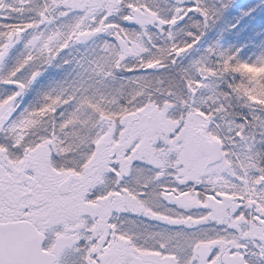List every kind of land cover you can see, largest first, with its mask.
I'll return each mask as SVG.
<instances>
[{
  "label": "snow or ice",
  "instance_id": "6c2138e0",
  "mask_svg": "<svg viewBox=\"0 0 264 264\" xmlns=\"http://www.w3.org/2000/svg\"><path fill=\"white\" fill-rule=\"evenodd\" d=\"M232 3L0 0V264H264V52L205 45Z\"/></svg>",
  "mask_w": 264,
  "mask_h": 264
},
{
  "label": "trees",
  "instance_id": "16d2710c",
  "mask_svg": "<svg viewBox=\"0 0 264 264\" xmlns=\"http://www.w3.org/2000/svg\"><path fill=\"white\" fill-rule=\"evenodd\" d=\"M262 1L234 0L230 8L218 19L209 36L216 34L217 43L224 50L243 49L242 55L246 59H254L256 55L264 52V11L261 12L264 5ZM242 70L254 75H260L261 71L249 66H244Z\"/></svg>",
  "mask_w": 264,
  "mask_h": 264
},
{
  "label": "rangeland",
  "instance_id": "374dc122",
  "mask_svg": "<svg viewBox=\"0 0 264 264\" xmlns=\"http://www.w3.org/2000/svg\"><path fill=\"white\" fill-rule=\"evenodd\" d=\"M213 2H214V0H213ZM262 2H263V5H264V0ZM260 9H261V6H260ZM262 11H264V8L261 9V12ZM211 36H208V38L206 39V41H205V45L206 46L209 45V44H216L217 43L216 34L213 33V34H211ZM54 74H58V70H53L49 74H46L45 80H47L50 75H54Z\"/></svg>",
  "mask_w": 264,
  "mask_h": 264
}]
</instances>
